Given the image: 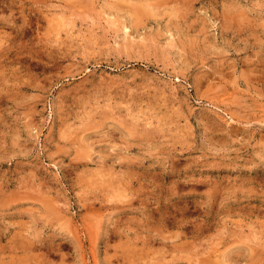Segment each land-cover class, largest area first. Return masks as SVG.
I'll list each match as a JSON object with an SVG mask.
<instances>
[{
	"label": "rangeland",
	"instance_id": "374dc122",
	"mask_svg": "<svg viewBox=\"0 0 264 264\" xmlns=\"http://www.w3.org/2000/svg\"><path fill=\"white\" fill-rule=\"evenodd\" d=\"M0 264H264V0H0Z\"/></svg>",
	"mask_w": 264,
	"mask_h": 264
}]
</instances>
